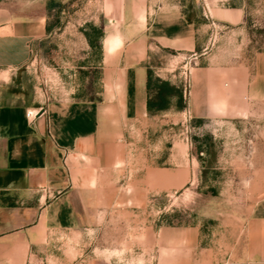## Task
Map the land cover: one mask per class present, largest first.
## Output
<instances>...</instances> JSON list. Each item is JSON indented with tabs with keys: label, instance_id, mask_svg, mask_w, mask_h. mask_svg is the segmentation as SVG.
<instances>
[{
	"label": "crops",
	"instance_id": "1",
	"mask_svg": "<svg viewBox=\"0 0 264 264\" xmlns=\"http://www.w3.org/2000/svg\"><path fill=\"white\" fill-rule=\"evenodd\" d=\"M56 2L0 0V264H74L60 239L100 224L121 205L124 188H136L125 126L152 116L148 61L172 51L196 64L189 106L214 109L216 99L197 103L195 87L218 85L217 76L208 79L220 51L214 44L238 43L230 32L249 28L250 0H96L88 13L108 29L100 61L114 62L103 69L99 99L44 100L28 83L27 62L48 33ZM256 59L252 68L232 66L238 75L230 82L264 104V55ZM28 111L36 115L28 118ZM227 252L219 264H264V195Z\"/></svg>",
	"mask_w": 264,
	"mask_h": 264
},
{
	"label": "rangeland",
	"instance_id": "2",
	"mask_svg": "<svg viewBox=\"0 0 264 264\" xmlns=\"http://www.w3.org/2000/svg\"><path fill=\"white\" fill-rule=\"evenodd\" d=\"M56 4L48 33L27 62L32 74L28 83L36 85L44 100H98L103 69L114 62L100 61V40L108 29L96 13H88L89 4L94 10L97 2ZM246 25L248 29L230 32L238 43L213 46L220 51L208 79L217 76L218 85L208 84L206 92L202 83L195 87L197 103L206 96L216 99L214 109L189 106L196 64L172 51L157 52L148 61L153 83L166 82L168 97L165 109L125 126L136 188H124L123 202L109 208L100 224L60 239L67 260L219 264L228 259V247L264 195V104L240 83L230 82L238 75L232 66L252 68L257 54L264 55V0H250ZM232 53L236 55L228 58ZM198 64L203 68L210 61ZM200 77L202 81L204 76ZM183 84L188 89L185 95Z\"/></svg>",
	"mask_w": 264,
	"mask_h": 264
},
{
	"label": "trees",
	"instance_id": "3",
	"mask_svg": "<svg viewBox=\"0 0 264 264\" xmlns=\"http://www.w3.org/2000/svg\"><path fill=\"white\" fill-rule=\"evenodd\" d=\"M153 76L151 74L150 69L147 70V83H146V89H147V101H146V107L148 112L151 111H158L166 108V100H167V91L166 88L168 84L166 82L161 81L160 79H155L153 83ZM156 82H160L163 84V86H166L165 88L156 85Z\"/></svg>",
	"mask_w": 264,
	"mask_h": 264
},
{
	"label": "built area",
	"instance_id": "4",
	"mask_svg": "<svg viewBox=\"0 0 264 264\" xmlns=\"http://www.w3.org/2000/svg\"><path fill=\"white\" fill-rule=\"evenodd\" d=\"M187 91H188L187 85L183 84V93H184V95L186 94ZM35 115H36V112H31V111L26 112V117H28V118L29 117L33 118Z\"/></svg>",
	"mask_w": 264,
	"mask_h": 264
},
{
	"label": "bare ground",
	"instance_id": "5",
	"mask_svg": "<svg viewBox=\"0 0 264 264\" xmlns=\"http://www.w3.org/2000/svg\"><path fill=\"white\" fill-rule=\"evenodd\" d=\"M115 39V38H114ZM116 45H117V43H115ZM111 47H113V46H111Z\"/></svg>",
	"mask_w": 264,
	"mask_h": 264
}]
</instances>
